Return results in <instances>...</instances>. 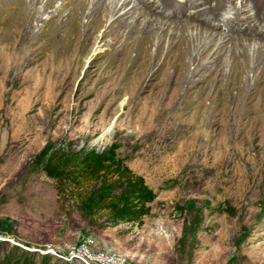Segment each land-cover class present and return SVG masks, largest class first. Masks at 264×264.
Listing matches in <instances>:
<instances>
[{"label": "rangeland", "instance_id": "374dc122", "mask_svg": "<svg viewBox=\"0 0 264 264\" xmlns=\"http://www.w3.org/2000/svg\"><path fill=\"white\" fill-rule=\"evenodd\" d=\"M60 5L36 27L64 29L50 22ZM87 15L78 36H92L91 46L79 67L0 61V242L67 264H82L67 257L85 240L126 264H264V52L243 38L210 41L143 17L89 29ZM119 85L124 93L114 99ZM113 144L157 195L142 226L101 230L63 208L37 159L45 148L102 153Z\"/></svg>", "mask_w": 264, "mask_h": 264}, {"label": "bare ground", "instance_id": "6f19581e", "mask_svg": "<svg viewBox=\"0 0 264 264\" xmlns=\"http://www.w3.org/2000/svg\"><path fill=\"white\" fill-rule=\"evenodd\" d=\"M0 1H1L0 2V61L2 62L3 65L8 66V67H21V66L23 67L25 65H32V64H37V63L38 64H45V65H54V66H56V65L61 66L62 65V66H65V67H68L71 69L74 67H79L82 64V62L85 61V56L87 55L88 51L90 50V46H91L90 41H88V40H90V38H92V36H89L88 39H84L83 42H81L79 40L81 38H79V36H78V31L81 28L82 22H83L82 18H83V16L85 17L87 14L88 15H87L86 27H89V29L93 28L95 26L101 25L103 22H105L104 21L105 18H111L114 21V23L122 21L125 25L127 24V25L133 26L137 23V21L139 19H141V17H143V19H145V20L142 21V19H141V21L144 22V24H151V23L155 22V24L159 23V24H164V25H168V24L174 25L177 27L185 28V30L186 29L187 30H193V32L197 36H199V38L205 37V38L209 39L210 41L218 39L221 41V43H226V42L234 41V40L241 41L240 39L243 38L246 41L245 43H248L249 46H254L259 53L264 52V45L262 43H258V41H259L258 39H253L254 40L253 41V40H251L252 38L250 36L247 37V36H244L241 34H237L236 36H233L232 31H225V32L224 31H218V30H215V32L209 31V29H207L208 27H204L202 24L191 23V22H189V19L185 20L187 22L179 21L178 19H175L173 21L170 19L165 20V19H163L164 17L162 15L159 16L158 14H154L153 10L151 8L141 5V3L138 0H61V5L55 11V14L51 17L52 20L50 19L51 20L50 22L54 23V25L57 23H60L65 28L61 30L55 26V28L50 29V31L47 30L46 24L36 27L34 22L36 21V19L39 16H41V18H42L43 13L44 14L47 13V11L49 9H51L52 6L60 0H0ZM165 1H169V0H163L164 3H166ZM257 2H258V7L261 8L263 6L262 1L258 0ZM42 3H44V6H42L41 9H38L37 7L39 5H41ZM218 3L222 4L223 2L221 0H219ZM257 13H258V11H257ZM56 17H59V18L55 19ZM52 23H50V24H52ZM50 24H48V25H50ZM208 26H209V24H208ZM136 27H138V26H136ZM158 27H160V26L158 25ZM36 28L38 29L37 31H35ZM132 30H134V29H132ZM155 30H157V28ZM41 38H44L45 40L43 42H40L39 40H41ZM99 47H101V46H99ZM129 50H130V48H129ZM129 50H127V51H129ZM127 51H126V53H128ZM121 54H123V53H121ZM129 55H131V54H129ZM179 56H180V54H179ZM157 58L160 59V57H157ZM248 58H250V57H248ZM144 59H145V49L140 48L137 50L136 56L132 60L133 66L137 67V64H139ZM114 61H115V59H114ZM128 61H126V62H128ZM160 61H161V59H160ZM239 63H240V61H239ZM109 64H110V62H109ZM178 64L181 65V63H178ZM184 64L185 63H183L182 65H184ZM126 65L128 66V64H126ZM130 65L131 64H129V67H130ZM155 65H157V64H155ZM180 65H178L177 67H179ZM247 67H248V65H247ZM160 72H162V71H160ZM146 73H147V70H146ZM68 76H69V80L72 81V79H74V76L72 73ZM158 77H160V76H158ZM128 80L129 79H127V82H128ZM154 80H155V78H154ZM133 83L131 85H133ZM127 85H128V83H127ZM122 86H120L121 88H117V90L112 89L113 90L112 94H113L114 99L119 98L120 95H122L124 93V88H123L124 86L123 87ZM139 86H142V85H139ZM139 86L137 88H140ZM144 86H145V84H144ZM108 88H110V87H108ZM150 89H152V88H150ZM127 90H129V89H127ZM144 91L145 90H143V92ZM137 97L138 96H133L131 98L136 101V100H138ZM154 97H155V95H154ZM150 98H151V96H150ZM151 100H154V99H149V102H153ZM154 101H156V100H154ZM139 105H140V103H139ZM147 110H150V106ZM152 110L154 112L156 111L155 106L151 107V111Z\"/></svg>", "mask_w": 264, "mask_h": 264}, {"label": "trees", "instance_id": "16d2710c", "mask_svg": "<svg viewBox=\"0 0 264 264\" xmlns=\"http://www.w3.org/2000/svg\"><path fill=\"white\" fill-rule=\"evenodd\" d=\"M37 159L44 164L47 176L56 182L60 204L65 203L63 208L79 212L84 220L101 230L142 226L152 212L156 193L143 176L126 164L115 144L102 153L95 150L66 153L45 148ZM3 245L0 242V264L68 263L54 262L49 253L39 257L18 246L8 249Z\"/></svg>", "mask_w": 264, "mask_h": 264}, {"label": "built area", "instance_id": "2783aa9c", "mask_svg": "<svg viewBox=\"0 0 264 264\" xmlns=\"http://www.w3.org/2000/svg\"><path fill=\"white\" fill-rule=\"evenodd\" d=\"M92 241L85 240L77 250L67 257V260L79 261L82 264H126L125 260L109 252L95 253L91 249Z\"/></svg>", "mask_w": 264, "mask_h": 264}]
</instances>
